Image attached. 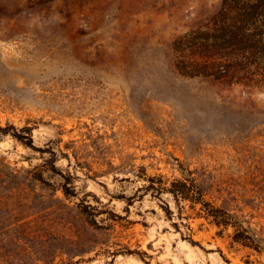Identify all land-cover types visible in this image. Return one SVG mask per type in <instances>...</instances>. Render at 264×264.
<instances>
[{"label": "rangeland", "instance_id": "rangeland-1", "mask_svg": "<svg viewBox=\"0 0 264 264\" xmlns=\"http://www.w3.org/2000/svg\"><path fill=\"white\" fill-rule=\"evenodd\" d=\"M222 1L0 0V264H264V89L175 67ZM182 169L259 252L145 190Z\"/></svg>", "mask_w": 264, "mask_h": 264}, {"label": "trees", "instance_id": "trees-1", "mask_svg": "<svg viewBox=\"0 0 264 264\" xmlns=\"http://www.w3.org/2000/svg\"><path fill=\"white\" fill-rule=\"evenodd\" d=\"M203 28V34H207L211 40L202 41L193 37L199 32L196 29L173 42L177 71L188 77H210L225 80L229 84L264 89V0H223L219 10ZM0 132L5 133L1 128ZM30 132L25 127L15 130L11 135L25 146L33 147ZM148 181L145 190H151L159 196L169 194L172 197L178 219L189 218V215L183 216L187 207L196 217L204 218L210 224L223 229L232 228V242L260 251L256 238L237 216L208 200L189 170L182 169V177L172 179L169 185H166L162 176L149 177ZM63 192L69 195L65 185ZM165 204L167 217L172 219L173 211ZM81 211L89 221L95 223L93 213L87 208ZM179 224L184 225L183 222H173L177 230ZM185 226L191 231L189 225ZM182 236L195 244L191 235Z\"/></svg>", "mask_w": 264, "mask_h": 264}]
</instances>
